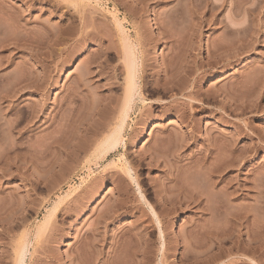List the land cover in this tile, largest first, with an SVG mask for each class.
Wrapping results in <instances>:
<instances>
[{"label": "rangeland", "instance_id": "374dc122", "mask_svg": "<svg viewBox=\"0 0 264 264\" xmlns=\"http://www.w3.org/2000/svg\"><path fill=\"white\" fill-rule=\"evenodd\" d=\"M117 22L121 23L131 40L139 41V90L127 113L122 143L106 157L98 158L94 153L97 143L90 141L85 136L88 134L80 129L95 125L107 116L106 120H111L107 122L108 128L112 130L116 125L120 112L117 113V107L123 102L126 85L125 46L122 48ZM11 38L16 45L23 43L19 45L20 49L13 48ZM26 38L32 43H28ZM0 39L3 40L0 49H4L0 50L3 57L0 63L6 56H10L7 60H12H6L7 65L0 64V73H3L0 79L5 83L3 91L12 90L14 82H17V87L24 86L21 78L25 73L29 75L22 78L24 83L30 76V81L34 80L31 93L17 94L14 98L17 99L13 100L16 104H10L17 112L9 120L20 116L17 124L22 125L17 127L21 131H14L13 139L15 136L19 139L25 133L28 111L36 115H32V138L28 144L24 141L21 147L16 146L15 151L19 150L20 154L15 152L16 155L9 160L10 165L18 170L12 168L0 175V223L5 224L6 219L16 213L21 212L25 216L26 224L15 232L12 242H16L25 230L36 232L47 216L46 211L58 199L62 198L59 206L64 208L67 203L71 206L78 194L85 192L89 197L77 212L72 209L63 214L64 217L57 216V213L51 217L50 225L54 223L53 229H58L56 242L52 245L40 242L42 240L35 243L34 248H30L33 264H43L39 261V251L43 246H49L50 251L54 249L53 253L67 261L76 242V246L85 249L88 245L87 249L89 247L97 259H94V264H123L122 261L126 264H264V232H260L264 227V0H0ZM9 42L10 45L12 42L11 48ZM10 49H14L12 53ZM6 79L9 86H6ZM13 79H18L22 85L16 80L11 82ZM109 99L113 103H109ZM0 103L1 106L5 104ZM61 129L67 134L63 132L62 135L65 144L58 138L61 137ZM188 132L191 137L187 136ZM141 135L144 139L140 138ZM57 143L64 146L55 147ZM225 145L228 150L232 148L235 152L232 149L230 152L234 154L229 151L226 154ZM73 147L76 148L73 150ZM27 148L32 150L31 161L25 154ZM217 152L222 155L218 159L226 158V155L228 160L237 155L241 158L237 156L240 160L236 157V162L222 159L225 160L220 163L223 173L220 176L218 173L217 177L211 173L209 176H214L206 181L207 171L211 172V165L219 161L215 158ZM231 163L234 166L228 165ZM126 166L135 172L133 176L140 186L144 202L139 201L136 185L122 173ZM213 166L212 171L218 169L216 164ZM194 170L203 173L198 174ZM221 175L231 182L233 180V184L226 180L227 185L234 186L232 189L237 194L228 187L230 192L227 185L226 193L234 192L235 195L223 193V197L220 194L217 179ZM203 176L205 181H202ZM254 180L259 185L256 186ZM89 185L97 187L92 189ZM174 185L179 187L175 189ZM101 186L107 190H100ZM220 197L226 204L222 211L224 216L222 212L217 214L215 207ZM91 200L95 201L94 204ZM117 201L125 202L127 209L124 213L119 212L123 214L116 219H105L106 224L100 217L102 210L106 206H112V210ZM206 202L214 209L210 206L212 210H207ZM149 207L159 215L162 235H159ZM12 209L15 213L11 215ZM6 210L10 213L9 218ZM237 213L239 217L244 215L241 219L243 225L240 222L235 224L240 221ZM175 220L177 224L173 226ZM256 226H262L260 229L257 227L261 234L256 233ZM233 227L240 236L232 231ZM214 229L222 230L219 231L222 235L219 240L222 238L223 245L218 244L221 241H217L218 232L214 233ZM214 234L217 238L215 243ZM200 243L202 246L209 244L201 249L198 247ZM234 243L238 249L232 248ZM216 245L222 246L219 248L224 252ZM209 248L215 250L207 252ZM87 249V254L93 256ZM200 249L209 255L203 256L205 260ZM97 251L101 253L99 256ZM196 252L200 255H195Z\"/></svg>", "mask_w": 264, "mask_h": 264}, {"label": "bare ground", "instance_id": "6f19581e", "mask_svg": "<svg viewBox=\"0 0 264 264\" xmlns=\"http://www.w3.org/2000/svg\"><path fill=\"white\" fill-rule=\"evenodd\" d=\"M133 1V0H132ZM123 4V3H122ZM137 5V4H136ZM114 11L117 13L118 12V10H116V9H114ZM19 24V23H18ZM26 26V25H25ZM117 26H118V28H119V31H120V36H121V40H122V42H123V44H122V48L124 49L123 50V52H124V58H125V71H126V77H125V83H126V85H125V91H124V97H123V102H120V106L119 107H117V113H118V111H120L118 114H119V116L117 115V122L115 123L116 125H115V127L111 130V129H109L108 128V124H107V122H108V120H106L107 119V114L108 113H106L105 114V116H107V117H104L103 118V120H100V119H102V118H98L100 121H99V123L98 122H96V124L95 125H87V126H85V128L84 129H82V127H81V131L82 132H84V134H88V135H85V136H88L89 137V139H90V141H93V143L95 142V143H97V145H96V148H95V151H94V153L96 154L97 153V157L99 158V157H101V158H103V157H106L108 154H110V153H112L121 143H122V129H123V126H124V124H125V121H126V118H127V113H128V111H129V109H131L132 108V105H133V102H134V99H136L135 97H136V95L138 96V78H139V73H140V62H139V60H140V53H139V50H138V46H139V41L137 40H131L130 39V37L126 34V32L123 30V28L121 27V23H118L117 22ZM152 29L156 32V27H154V24L152 23ZM27 28V27H26ZM25 29V28H24ZM29 30V29H28ZM27 30V32L29 33V31ZM25 33H26V30H25ZM30 35V34H29ZM29 35H28V37H29ZM25 36H27V34L25 35ZM17 40H18V38L17 37H15ZM25 38V37H24ZM12 40V42H14L13 41V38H11ZM27 40H28V38H26ZM1 41L0 42H2L3 40L2 39H0ZM10 40V39H9ZM30 40V39H29ZM28 40V43L29 42H31V41H29ZM19 41V40H18ZM17 41V42H18ZM23 41V40H22ZM6 42V44L8 45V42L7 41H5ZM4 42V43H5ZM12 42H11V45H10V42H9V47L11 48L12 47ZM20 42V41H19ZM18 42V43H19ZM15 43V42H14ZM13 43V48H19V45L20 44H23V43H19V45H16L17 43H15L14 44ZM27 43V42H26ZM27 43V44H28ZM32 43V42H31ZM2 44H3V42H2ZM1 44V45H2ZM25 45V44H24ZM30 46H32L31 44H29ZM29 45H26V46H29ZM3 46V45H2ZM1 46V47H2ZM18 46V47H17ZM29 46V47H30ZM4 47V46H3ZM21 47H22V45H21ZM28 47V48H29ZM24 48H26V47H24ZM31 48V47H30ZM3 48H1L0 50H2ZM5 49H6V45H5ZM20 49V48H19ZM27 49V48H26ZM4 50V49H3ZM13 51L14 49H10V51ZM22 50V49H21ZM20 50V51H21ZM9 51V52H10ZM12 51L10 52V53H12ZM17 51V50H16ZM23 51V50H22ZM24 51H25V49H24ZM30 51V50H29ZM32 51V50H31ZM26 52V51H25ZM15 53V52H14ZM28 53V52H27ZM9 54V53H8ZM30 54V53H29ZM117 54V53H116ZM122 54V53H121ZM3 55V54H2ZM9 55H11V54H9ZM30 56V55H29ZM113 56H114V54H113ZM2 56H0V58H1ZM7 57L8 56H6V58L4 59L5 61L7 60ZM10 57V56H9ZM8 57V58H9ZM12 57V56H11ZM3 58V57H2ZM11 59H13V58H11ZM9 60L10 59H8L7 60V62H9ZM3 61V60H2ZM5 61L4 62H2V63H0V64H4L5 63ZM11 62H12V60H10ZM1 62V61H0ZM7 62L5 63V65H7ZM10 62V63H11ZM27 63H29V62H27L26 61V64ZM9 64V63H8ZM24 66H25V64H24ZM27 67H28V64L26 65ZM0 67H2V66H0ZM6 67V66H5ZM26 68V67H25ZM29 68V67H28ZM30 69V68H29ZM4 70V69H3ZM0 71H1V69H0ZM25 71V70H24ZM171 71V70H170ZM169 71V72H170ZM3 72V71H2ZM30 72V71H29ZM31 73V72H30ZM175 73V72H174ZM0 74H3V73H0ZM28 75H29V73H27ZM27 74L25 73V76H27ZM176 74V73H175ZM24 75V74H23ZM2 76V75H1ZM25 76H23L22 78H26ZM173 76V75H172ZM168 77V76H167ZM2 78V77H1ZM8 78V77H7ZM21 78V80L23 81V84H25L24 86L22 85V83H21V81H18V79H13V81L12 80H10L11 82H14V80H16V81H18V84H20L21 83V85H22V87H20V85L17 87L16 86V84H17V82H16V84H15V82H14V84H15V86H14V84L13 83H11V84H13V86L11 87V88H13L12 90H8V92L7 91H3V87H2V85L5 87V83L3 84V80L2 79H0V102H2V104L3 103H5V104H3V105H5V106H1L0 105V175H2V174H6L7 172H9V171H11L12 170V168L14 169V168H16V167H12V165H10V159L13 157V156H15L16 154H15V152H17L18 153V151H15L16 150V148L19 146V147H21V145H23L24 144V141H26L25 143L26 144H28L27 142L32 138V136L33 135H31V134H33V132L31 131V129L33 128H31V122H32V118L34 117H32V115H35L34 113L35 112H30V111H28L29 112V114L26 112V114H28V116L26 117L25 116V118H26V123H24L25 125H26V130H25V133H23V135L21 134V137L19 136V135H17V136H19V139H15L16 138V136H15V140L13 139V137H14V134L16 133V132H14L16 129H17V127L19 126L17 123H18V121H19V119L21 118L20 116H19V114H18V116L19 117H16V118H18V119H15V117H13L12 119H15V120H9L10 119V116H13V115H16L15 113L17 112V111H15L14 110V108L13 107H15V106H10V104L11 103H13V105H15L16 103H14L13 102V100H16V99H14L15 97H17L16 95L17 94H19V93H31V90H32V83H34L33 81L34 80H31L30 81V79H31V76L26 80V83H24V80ZM20 79V78H19ZM167 79V78H166ZM174 79V78H173ZM4 80H5V78H4ZM8 80H9V78H8ZM161 80V79H160ZM159 80V81H160ZM172 80V79H171ZM177 80V79H176ZM169 81V80H168ZM167 80H166V82H168ZM175 81V80H174ZM5 82V81H4ZM170 82V81H169ZM176 82V81H175ZM174 83V82H173ZM8 84V85H7ZM166 84V83H165ZM164 84V85H165ZM170 84V83H169ZM33 85H36V84H33ZM163 85V84H162ZM168 85V84H167ZM166 85V86H167ZM174 85H178V83H175ZM6 86H9V82L7 81V79H6ZM165 86V87H166ZM35 87V86H34ZM38 87V86H37ZM164 87V86H163ZM164 87V88H165ZM172 88H173V85H172ZM4 89H6V88H4ZM8 89V88H7ZM9 89H10V87H9ZM166 89V88H165ZM168 89V88H167ZM118 90V89H117ZM4 92V93H3ZM5 92H7V93H5ZM140 94V93H139ZM22 95H24V94H22ZM29 95V94H28ZM19 96V95H18ZM190 96V95H189ZM142 99V98H141ZM106 101V100H105ZM113 100H111V102H112ZM17 102V101H16ZM29 102V101H28ZM99 102H101V101H99ZM110 102V99H109V103H111ZM7 103V104H6ZM101 103H103V102H101ZM113 103V102H112ZM1 104V103H0ZM28 104V103H27ZM26 104V105H27ZM116 104H118V102H116ZM115 104V105H116ZM122 104V105H121ZM106 106L108 105V104H105ZM111 105V104H110ZM114 105V104H113ZM17 106V105H16ZM28 106V108H32V106L30 105H27ZM109 106V105H108ZM112 106V105H111ZM115 107V106H114ZM111 108H113V106L111 107ZM116 108V107H115ZM119 108H120V110H119ZM24 109V108H23ZM26 109H27V107H26ZM17 110V109H16ZM31 110H33V109H31ZM19 111V110H18ZM94 111V110H93ZM95 111H97V110H95ZM105 110H103V112H104ZM15 112V113H14ZM24 112V111H23ZM98 112V111H97ZM101 112V111H100ZM108 112H110V111H108ZM112 112V111H111ZM116 112V111H115ZM96 113V112H95ZM113 113H114V111H113ZM184 113V112H183ZM21 114V113H20ZM23 114V113H22ZM102 114V113H101ZM101 114H99L100 116H101ZM112 114V113H111ZM186 114V113H185ZM93 115H94V113H93ZM98 115V117H100ZM110 115V114H109ZM22 116V115H21ZM90 116V115H89ZM23 117L24 116H22V119H23ZM35 117H36V115H35ZM93 117V116H92ZM102 117V116H101ZM193 119V118H192ZM116 120V119H115ZM17 121V122H16ZM22 120H20V122H21ZM109 121H111V120H109ZM195 121V120H194ZM19 122V123H20ZM23 123V122H22ZM33 123V122H32ZM90 123V122H89ZM92 123V122H91ZM110 123V122H109ZM17 124V125H16ZM23 124V125H24ZM195 124V123H194ZM24 125V126H25ZM79 125V124H78ZM82 125V124H81ZM81 125H79V126H81ZM85 125V124H84ZM83 125V126H84ZM20 126H22L21 124H20ZM19 126V127H20ZM23 126V127H24ZM189 126V125H188ZM77 127V126H76ZM185 127H186V125H185ZM190 127V126H189ZM24 128V129H25ZM22 129V128H21ZM77 129H78V127H77ZM188 129V128H187ZM18 130V129H17ZM34 130V129H33ZM79 130V129H78ZM77 130V131H78ZM19 131H21L20 130V128H19V130H18V132ZM61 131H62V129H61ZM80 131V132H81ZM192 131H194L193 130V127H192ZM22 132H24V131H22ZM32 132V133H31ZM65 133L66 134V132L63 130L62 131V133ZM81 132V133H82ZM58 133V132H57ZM61 133V137L59 136L58 138H61L62 140H63V136H64V133L62 134ZM17 134H19V133H17ZM58 134H60V133H58ZM76 134V133H75ZM74 134V135H75ZM79 135L78 136H80L81 134L80 133H78ZM188 134L189 135H187L188 137L190 136H192V135H190V133L188 132ZM16 135V134H15ZM63 135V136H62ZM67 135V134H66ZM69 136H71V134H68ZM194 135V134H193ZM69 136H67V137H69ZM184 136H186V135H184ZM67 137H66V139H67ZM72 137V136H71ZM70 137V139L72 140V138ZM222 137H223V135H222ZM259 137V136H258ZM57 138V139H58ZM75 138V137H74ZM73 138V139H74ZM85 138V137H84ZM140 138L141 139H144V137H143V135H141L140 136ZM47 139H50L49 137H47ZM52 139V138H51ZM55 139V138H54ZM87 139V138H86ZM88 139V140H89ZM56 140V139H55ZM69 140V139H68ZM140 140V139H139ZM188 140V139H187ZM59 142H61L60 140H58ZM73 141V140H72ZM183 141V140H182ZM181 141V142H182ZM185 141H186V139H185ZM207 141V140H206ZM210 141V140H209ZM212 141V140H211ZM49 143H51L52 142V140H51V142L50 141H48ZM66 142H68V141H66ZM179 143L180 145H182L183 143ZM187 142V141H186ZM13 143V144H12ZM56 143V142H55ZM63 143L65 144V142H64V140H63ZM164 143V142H163ZM206 143V142H205ZM18 144V145H17ZM60 144H62V143H57V144H55V145H58V146H55V147H59V145ZM66 144H68V143H66ZM166 144H167V141H166ZM176 144H178V143H176ZM184 144H185V142H184ZM207 144H210V142L208 143L207 142ZM207 144H205V145H207ZM12 145H14V148H13V146ZM50 145V144H49ZM63 145V144H62ZM186 145H188V144H186ZM186 145L184 146V147H186ZM204 145V146H205ZM211 145V144H210ZM209 145V146H210ZM17 146V147H16ZM64 146V145H63ZM67 145H65V147H66ZM158 146V145H157ZM156 146V147H157ZM177 146V145H176ZM203 146V145H202ZM212 146V145H211ZM215 146V145H214ZM213 146V147H214ZM227 145H225V147H226ZM52 147V145H50V148ZM62 147V146H61ZM64 147V149H66ZM163 147L164 146H162V149H163ZM166 147V149H167V145L165 146ZM212 147V148H213ZM215 147H217V146H215ZM223 147V146H222ZM224 147V148H225ZM53 148V147H52ZM51 148V149H52ZM63 148V147H62ZM74 148H76V147H73V150H74ZM153 148V147H152ZM180 149H181V146L179 147ZM205 148V147H204ZM218 148V147H217ZM155 149V148H154ZM158 149H159V147H158ZM170 149V148H169ZM208 149V148H207ZM210 149H211V147H210ZM213 149H215V148H213ZM212 149V150H213ZM220 149V148H219ZM222 149V148H221ZM226 149H227V147H226ZM225 149V150H226ZM229 149V148H228ZM226 150V152L227 151H231V149L232 148H230V150ZM44 151H45V149H43ZM47 150H49V148L47 147ZM56 149H54V151H55ZM58 150H59V148H58ZM70 150V149H69ZM68 150V151H69ZM163 150H165V149H163ZM162 150V151H163ZM168 150V149H167ZM165 151V152H168L169 151V153L171 152V150H168V151ZM178 150V149H177ZM233 150V149H232ZM31 151L32 150H30L29 148H27L26 149V151H25V154L27 155V159L29 158V157H31V158H33L32 156V153H31ZM50 151V150H49ZM71 151L72 150H70V153H71ZM77 152H78V149L76 150ZM75 151V152H76ZM181 151V150H180ZM202 151V150H201ZM200 151V152H201ZM216 151H218V149H216ZM234 151V150H233ZM232 151V152H233ZM51 152V151H50ZM74 152V153H75ZM158 152H161V151H159L158 150ZM164 152V153H165ZM212 152V151H211ZM214 152H215V150H214ZM221 152V151H220ZM223 152H225V151H223ZM235 152V151H234ZM234 152L233 153H231V154H234ZM34 153V152H33ZM37 153V152H36ZM73 153V155L76 157V155ZM169 153H167V154H169ZM218 153V152H217ZM229 153V154H230ZM18 154H20V153H18ZM17 154V155H18ZM35 154V153H34ZM44 154L46 155L47 153H45L44 152ZM44 154H42V155H44ZM67 154H69V153H67ZM198 154H200V153H198ZM205 154V153H204ZM226 154H228V152L226 153ZM230 154V155H231ZM24 155V154H23ZM36 155V154H35ZM48 155H50V154H48ZM47 155V156H48ZM70 155H72V154H70ZM69 155V156H70ZM72 155V156H73ZM197 155V154H196ZM202 155V154H201ZM218 155V156H217ZM215 154V158L217 159V160H219V161H221V162H219V161H217L215 164H216V167L219 169H217L216 167H215V169H217V170H215V169H213V170H215V171H212V169L211 168H214V166L213 165H215V164H213V165H211L212 167H210L209 168V170H211V172L209 171H207L206 169H208L207 167H208V165H210V164H212V163H208V165H207V167H206V171H207V173H206V171H205V173H206V176H205V179L206 178H208V180L206 179V181H209V177H211V176H209V175H212L213 173H214V175L216 174V177H217V175H218V173H219V176H220V174L221 173H223L222 172V170H220L221 168H223V166L222 167H220L222 164H220V163H223V161H227L228 160V155H226V158H224V157H222V159H225V160H222V159H218L217 157H219V155H221L220 153H218V154ZM223 155H225V153L223 154ZM19 156V155H18ZM22 156V155H21ZM25 156V155H24ZM23 156V157H24ZM92 156V155H91ZM96 156V155H95ZM206 156V155H205ZM222 156V155H221ZM234 156V155H233ZM238 156V155H237ZM236 156V157H237ZM93 157V156H92ZM197 157H199V156H197ZM211 157V156H210ZM235 157V158H236ZM239 157V156H238ZM237 157V158H238ZM31 158H29V160L28 161H31ZM74 158V157H73ZM202 158H204V157H202ZM209 158V157H208ZM207 158V159H208ZM234 157L232 158L233 160H228L229 162H233V161H235L236 159H235ZM239 158H241V156L239 157ZM238 158V159H239ZM24 159H26V158H24ZM92 159V158H91ZM97 159V158H96ZM201 159V158H200ZM215 159V160H216ZM231 159V158H230ZM10 160V161H9ZM240 160V159H239ZM243 160V159H242ZM9 161V162H8ZM27 161V162H28ZM196 161V160H195ZM200 161V160H199ZM200 162H203V161H200ZM207 162V161H206ZM236 162V161H235ZM238 162V161H237ZM224 163H226V162H224ZM195 164H196V162H195ZM202 164V163H201ZM203 164H204V162H203ZM202 164V165H203ZM217 164H219V166H217ZM197 165V164H196ZM202 165H199V166H202ZM204 165H206V164H204ZM223 165H226V164H223ZM229 166H234L232 163L231 164H228ZM237 165V164H236ZM14 166V165H13ZM194 165H192V168H194L193 167ZM129 167V168H128ZM204 167V166H203ZM199 168V167H198ZM200 168H202V167H200ZM226 168H228V166L227 167H224V170H226ZM230 168V167H229ZM17 169V168H16ZM203 169V171H204V168H202ZM242 169H243V167H242ZM15 170V169H14ZM18 170V169H17ZM199 170H201V169H199ZM194 171H196V170H194ZM216 171H217V173H216ZM250 171V170H249ZM255 172V171H254ZM254 172H252V173H254ZM122 173L133 183V184H135L136 185V188H137V194H138V196H139V201L140 202H144L145 200H144V197H143V195H142V191H141V189H140V186L137 184V182H136V180L137 179H135V176H133L134 175V173L135 172H133V170L132 169H130V166H126V167H124V169L122 170ZM195 173V172H194ZM196 173H198V174H202L201 173V171L199 172H197L196 171ZM209 173V174H208ZM212 173V174H211ZM197 174V175H198ZM208 174V175H207ZM227 174V173H226ZM196 175V176H197ZM213 175V176H214ZM224 175H225V173H224ZM199 176H201V175H199ZM199 176H198V178H199ZM212 176V177H213ZM218 176V177H219ZM222 177H219L217 180V185L218 186H220V192L218 191V193H220L221 195L224 193V195H226V194H229V195H235L234 194V192L236 193V191H234V189H232V187H234V186H231V184L230 183H234L233 182V180H232V182L231 181H229L228 180V178L226 179L225 178V176H223V175H221ZM263 176V175H262ZM211 177V178H212ZM258 177V176H257ZM259 178V177H258ZM205 179H204V176H203V179H202V181H205ZM254 179V178H253ZM213 180V179H212ZM226 180H228L230 183V186H228L227 184H228V181H226ZM260 180H262V179H260ZM173 181V180H172ZM211 181V180H210ZM214 181V180H213ZM239 181V180H238ZM238 181H235V182H237L236 184H238V186H241V184L239 185V182ZM264 181V180H263ZM175 181H173V183H174ZM256 182H258L257 180L255 181L254 180V183L256 184ZM172 183V182H171ZM205 183V182H204ZM216 183V182H215ZM98 184V183H97ZM96 184V185H97ZM169 184V183H168ZM168 184H166V185H168ZM175 184H176V182H175ZM207 184H210V186H212V183H210V182H207ZM243 184V183H242ZM264 184V183H263ZM171 185V184H170ZM180 185V187H181V184H179ZM179 185H178V187H179ZM216 185V186H217ZM227 185V186H226ZM254 185V184H253ZM257 185H259V184H256V186ZM90 186V185H89ZM175 186V185H174ZM183 186V185H182ZM207 186V185H206ZM228 188V187H230L231 189H232V191H234L232 194L230 193V192H232L231 191V189L230 188H228V189H230V192L228 193H226V187ZM255 186V185H254ZM97 186H95L94 187V185L91 187L90 186V188H96ZM164 187H166V186H164ZM168 187H170L169 185H168ZM168 187H167V189H168ZM178 187H174L175 189L176 188H178ZM183 187H185L186 188V186H183ZM243 187V186H242ZM263 187V186H262ZM261 187V189H263ZM99 188H101L100 190H107L106 188H104V187H99ZM99 188H98V190H99ZM172 188V187H171ZM207 188H209V187H207ZM212 188V187H211ZM215 188V187H214ZM213 188V189H214ZM256 188V187H255ZM259 188V187H258ZM87 189V188H86ZM165 189V188H164ZM173 189V188H172ZM181 189H182V187H181ZM180 189V190H181ZM210 189V188H209ZM227 189V190H228ZM96 190V189H95ZM94 190V191H95ZM179 190V189H178ZM186 190H188L187 188H186ZM216 190H217V188H216ZM218 190H219V188H218ZM92 190L91 189H89V192H91ZM102 191V192H103ZM165 191H168V190H165ZM169 191L171 192V190L169 189ZM172 191H175L174 189L172 190ZM177 191V190H176ZM188 191H190V190H188ZM222 191H224V192H222ZM229 191V190H228ZM262 191V190H261ZM264 191V190H263ZM93 192V191H92ZM96 192H98V191H96ZM178 192V191H177ZM181 192V191H180ZM180 192H179V194H180ZM187 192V191H186ZM85 192H83V194L82 195H80V194H78V196H77V198H76V196H74L76 199H75V202L73 203V204H71V206L70 205H68V203H67V205H66V207H65V205H64V208H61L59 205H60V203L62 202V198H61V200L60 199H58L59 201H57L55 204H53L52 205V208H50V209H48L46 212H47V216L45 215V218H44V222L42 223V224H40V226H39V228L36 230V232L33 234L32 232H30L29 230L27 231V230H25L26 232H22L20 235V240H17L16 242H12L13 241V238H15V235H16V233L15 232H17V231H19V229L20 228H23V224L25 223V221H27V220H25L26 218H25V216L24 215H22V213L20 212V214L18 213H16V214H14L15 212H14V209H12L13 210V213H12V211H10V213H11V215L12 214H14L13 216H10V218H9V215L8 214H10V213H7V210H6V213H7V215H8V218L9 219H6V222H4L5 224H1V226H0V264H33V257H32V253L30 252V248H34L33 246L35 245V243H37L39 240H42V241H40V242H43V241H46V242H49V244H53V243H55L56 241L54 240V239H57V238H55L56 236H58V233L56 232L57 230H55L56 228L54 227V229H53V226H54V223H53V226L52 225H50L51 223H50V219H51V217L53 218V217H55L56 216V213H57V216L58 215H60V216H63L64 217V215H65V213L66 212H70V210H72V211H76L77 209L78 210H80L79 209V207H81L82 205H84L83 203H84V201L87 199V197H88V195H86V194H84ZM119 193V192H118ZM216 194L215 195H217L218 193L217 192H215ZM226 193V194H225ZM264 192H262V194H263ZM125 194V193H124ZM192 194H193V192H192ZM191 194V195H192ZM237 194V193H236ZM260 194V196H261V193H259ZM90 195V194H89ZM180 195H183V194H180ZM187 195V194H186ZM190 195V194H189ZM68 196V195H67ZM97 196V198L98 197H100L99 195H96ZM218 197H219V195H217ZM223 196V195H222ZM224 197V196H223ZM89 198V197H88ZM125 198V197H124ZM129 198V197H128ZM208 198V197H207ZM236 198V197H235ZM234 198V199H235ZM257 199L259 198V197H256ZM117 199V198H116ZM127 199V198H126ZM208 199H210V198H208ZM219 199V198H218ZM257 199H256V201H257ZM261 199H263L262 197H261ZM118 200H119V198H118ZM125 200V199H124ZM124 200H122V201H124ZM163 200V199H162ZM220 201H219V203L217 204V206H215L216 207V209H217V212H215V213H217V214H219V213H221L222 211H224V206L226 205L225 204V200H224V198L222 199V197H220V199H219ZM223 200V201H222ZM260 199H258V201H259ZM264 200V199H263ZM87 201V200H86ZM127 201H129V200H127ZM126 201V202H127ZM255 201V202H256ZM261 201V200H260ZM69 202V201H68ZM91 202V204H94V202L95 201H93V200H91L90 201ZM118 202V201H117ZM210 203V202H209ZM224 203V204H223ZM256 203H258L260 206H263V204L261 203H259V202H256ZM264 203V202H263ZM206 204H207V202H206ZM111 205V204H110ZM112 205L114 206L115 205V203H113L112 202ZM210 205V204H209ZM258 205V206H259ZM129 206V205H128ZM131 206V205H130ZM141 206V205H140ZM139 206V207H140ZM207 206H208V204H207ZM211 206V205H210ZM210 206H208L209 207V209L207 208V210H212V208H213V206H211L212 208L210 209ZM60 207V208H59ZM70 207V208H69ZM111 207L112 206H109V207H107L106 206V209H104V211L102 210V214L100 215V217H101V219L103 218L104 220L105 219H107V220H112V219H116L118 216H121L120 214H123L124 213V210H126L127 209V204H125V202L123 203V202H118L117 203V205H115V207H113V209L112 210H110L111 209ZM264 207V206H263ZM130 208V207H129ZM142 208V207H141ZM150 208V212H151V214H152V216H153V221H154V223H155V226L157 227V229H158V232H159V235H162L163 234V232H162V222H161V220H160V218L158 217L159 215H157V212H155L154 210H153V208L152 207H149ZM259 209H260V207H258ZM262 208V207H261ZM46 209V208H45ZM214 209V208H213ZM226 209V208H225ZM11 210V209H10ZM17 210V212L19 211L18 209H16ZM21 210V209H20ZM242 210V209H241ZM261 210V209H260ZM262 210H264V209H262ZM23 211V210H22ZM121 211H123V213H119V212H121ZM205 211V210H204ZM209 211V212H210ZM214 211H216V210H214ZM246 211V210H245ZM77 212V211H76ZM75 212V213H76ZM80 212V211H79ZM240 212V211H239ZM248 212V211H247ZM246 212V214H248ZM263 212V211H262ZM28 213V212H27ZM214 213V214H215ZM241 213H243V214H245L244 212H241ZM31 214V213H30ZM64 214V215H63ZM223 214V216L225 215L224 214V212H222L221 213V215ZM236 214V213H235ZM238 214V217H239V213H237ZM6 214H5V216H7ZM213 217L215 216V215H212ZM235 216V215H234ZM233 216V217H234ZM248 216V215H247ZM247 216H245V217H247ZM66 217V216H65ZM97 217H98V215H97ZM99 217V218H100ZM219 218V215L218 216H216V218ZM237 216H235L234 218H236ZM237 217V218H238ZM98 218V220H99V223H100V219ZM120 218V217H119ZM224 218V217H223ZM233 218V219H234ZM237 218H236V220H237ZM242 218H244V215H242V217L240 216L239 217V220L240 221H237V223H235V224H238L239 222V224H242L243 225V223H242V221L243 220H241ZM2 220L4 221V219L2 218ZM62 220V219H61ZM107 220H105L104 222H106ZM103 221V220H102ZM38 222V221H37ZM113 222V221H112ZM245 222V221H244ZM109 223V222H108ZM26 224V223H25ZM106 224H107V222H106ZM173 224V226H175L176 224H177V221L175 220L174 221V223H172ZM233 224V223H232ZM255 224V223H254ZM253 224V225H254ZM252 225V226H253ZM247 226V225H246ZM155 227V228H156ZM258 226H256V228H257ZM262 226H260V227H258L259 229L261 228ZM237 228V227H236ZM257 228V230L258 231H256V233L257 232H259V229ZM27 229V228H26ZM230 230H232V228H229ZM228 229V230H229ZM233 229L234 230H232V231H236L235 230V228L233 227ZM22 230V229H21ZM215 230V231H214ZM214 230H212V232L214 231V233L216 232V234H217V232H218V240H217V238L215 239L214 237H216L215 235L216 234H214L213 235V241L214 240H217V241H221V239L219 240V237H221L222 235H221V233H219V231L221 230H217V229H214ZM217 230V231H216ZM254 230V229H253ZM264 230V227L263 228H261L260 229V232H264L263 231ZM222 231V230H221ZM92 232V231H91ZM225 232V231H224ZM237 232V231H236ZM239 232V231H238ZM237 232V233H238ZM250 232V231H249ZM248 232V233H249ZM259 232V233H260ZM228 234L230 233V232H227ZM236 233V235L237 236H240L239 235V233L237 234ZM254 233V232H253ZM94 234V233H93ZM223 234V233H222ZM235 233H231V235H233V236H236V235H234ZM261 234V233H260ZM224 235V234H223ZM258 235V234H257ZM262 235H264V234H262ZM225 236V235H224ZM223 236V237H224ZM236 236V238H238ZM89 237V236H88ZM92 237V236H91ZM95 237V236H94ZM162 237V236H161ZM18 238V239H19ZM235 238V237H234ZM241 238V237H240ZM90 239V238H89ZM88 239V240H89ZM92 239V238H91ZM90 239V240H91ZM93 239H95V238H93ZM239 239V238H238ZM241 239H243V238H241ZM59 240V239H58ZM58 240H57V242H58ZM96 240V239H95ZM236 240V239H235ZM234 240V241H235ZM84 241H85V239H84ZM94 241V240H93ZM212 240H211V242H213ZM233 241V242H234ZM237 241V240H236ZM241 241V240H240ZM239 241V243H241L240 244V246H242V242H240ZM80 242H82V241H80ZM98 242V241H97ZM164 242V241H163ZM232 242V243H233ZM86 243H89L88 241L86 242ZM95 243V242H94ZM101 242H99L98 244H100ZM162 243V242H161ZM196 243V242H195ZM214 243H215V241H214ZM218 243V242H217ZM236 243V242H235ZM233 244V245H235V246H233L232 248H237V245L236 244ZM263 244H264V242H262ZM39 244V243H38ZM37 244V246H39ZM76 244H77V242H76ZM76 244H75V246L73 245V247L75 248H70V249H72V253H71V255L69 254V257H67V261H62V259L60 258V256L58 257V254H55V253H53L52 251H55L54 249L52 250V251H50L49 249H48V247H44L43 246V248H40V251H39V253L41 254V256H42V258H41V256L39 257V261L41 262V263H43V264H94V259L96 258L95 256H94V254H93V252L92 253H90V251L88 250L89 249V247H88V249H87V246H85L86 247V249L89 251V253L90 254H93V256L92 255H88L87 253L88 252H86L85 250V248L84 247H80V245L78 246H76ZM207 244H209V243H207ZM207 244H203V246L205 245H207ZM218 244H222L223 245V242L221 241V243L219 242ZM244 244V243H243ZM41 245V244H40ZM47 245H48V243H47ZM86 245V244H85ZM92 245H93V243H92ZM103 245V244H102ZM198 245V244H197ZM200 245H201V247H200ZM200 245L198 246L199 248H201V249H203V246H202V244L200 243ZM211 245H213L212 243H211ZM211 245H209V246H211ZM224 245H225V243H224ZM96 246V245H95ZM214 246V245H213ZM230 246V245H229ZM232 246V245H231ZM239 246V245H238ZM53 247V246H52ZM93 247V246H92ZM98 247V246H97ZM103 247V246H102ZM196 247V246H195ZM207 247V246H206ZM215 247V246H214ZM219 247H222V246H219L218 245V247H217V245H216V248H219ZM243 247V246H242ZM258 247V246H257ZM50 248V247H49ZM84 248V249H83ZM96 248V247H95ZM197 248V247H196ZM198 248V249H199ZM229 248V247H228ZM240 248V247H239ZM92 249H94V247L92 248ZM100 250H101V248H99ZM200 249V253H202L203 255L201 256V257H203L204 255L205 256H207L208 255V253H207V255L205 254L206 252H205V250L203 251V250H201ZM220 250H222L223 251V249H221V248H219ZM238 249V248H237ZM255 249H256V247H255ZM259 249V248H258ZM34 250V249H33ZM84 250V251H83ZM213 250H215V249H213ZM211 248H209L208 250H206L207 252L208 251H213ZM218 249H216V251H217ZM220 250H218V251H220ZM224 250L226 251L227 250V252L229 251L228 249H225V247H224ZM230 250H231V247H230ZM95 251H96V249H95ZM201 251H203V252H205V253H203V252H201ZM254 251H256V250H254ZM34 252V251H33ZM84 252V253H83ZM98 252V251H97ZM210 252H209V254H210ZM221 252V251H220ZM224 252V251H223ZM218 253V252H217ZM97 254V253H96ZM95 254V255H96ZM101 254V253H100ZM99 254V252H98V256L100 255ZM195 255H197L198 256V254H197V252L196 253H194ZM200 255V254H199ZM68 256V255H67ZM97 256V257H98ZM194 256V255H193ZM209 256V255H208ZM95 257V258H94ZM195 257V256H194ZM200 257V258H201ZM38 258V257H37ZM36 258V259H37ZM199 258V259H200ZM107 259H108V255H107ZM110 259V258H109ZM117 259H119V257L117 258ZM117 259H114V260H117ZM202 259H204L205 260V258L203 257ZM99 260V259H98ZM120 260V259H119ZM197 260V259H196ZM39 261L37 260L36 261V263L38 262L39 263ZM95 261H97V259H95ZM202 261V260H201ZM104 262V261H103ZM111 262V261H110ZM114 262V261H113ZM120 262H121V260H120ZM123 262V264L125 263L124 261H122ZM105 264H107L106 262H104ZM108 263H109V261H108ZM115 263H117L116 261H115ZM255 263V262H254ZM253 263V264H254ZM95 264H97V263H95ZM99 264V263H98ZM102 264V263H101ZM110 264V263H109ZM114 264V263H113ZM118 264V263H117ZM120 264H122V263H120ZM126 264V263H125Z\"/></svg>", "mask_w": 264, "mask_h": 264}]
</instances>
